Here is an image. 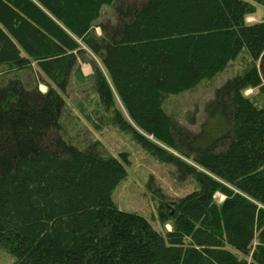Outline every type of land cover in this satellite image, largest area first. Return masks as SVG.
Masks as SVG:
<instances>
[{
    "label": "trees",
    "instance_id": "16d2710c",
    "mask_svg": "<svg viewBox=\"0 0 264 264\" xmlns=\"http://www.w3.org/2000/svg\"><path fill=\"white\" fill-rule=\"evenodd\" d=\"M253 13L245 0H0V66L38 68L0 84V245L15 264H264V106L244 95L264 94V20L247 23ZM87 52L104 71L94 65L91 78L110 122L199 187L168 214L161 201L168 232L113 203L125 154L65 138L61 93ZM242 53L249 63L215 89L197 132L165 111L166 97Z\"/></svg>",
    "mask_w": 264,
    "mask_h": 264
},
{
    "label": "rangeland",
    "instance_id": "374dc122",
    "mask_svg": "<svg viewBox=\"0 0 264 264\" xmlns=\"http://www.w3.org/2000/svg\"><path fill=\"white\" fill-rule=\"evenodd\" d=\"M245 1L255 7V13L247 16L246 22L264 20L263 6L250 0ZM103 12L105 19H108L111 9L103 8ZM95 31L100 35L99 29ZM248 63L247 56L242 53L224 71L210 79L202 80L192 90L169 95L163 102L165 111L190 132H197L205 119L204 105L213 98L215 89L227 79L241 73ZM94 65L103 71L99 60L87 52L83 59L77 61L70 75L68 87L64 94L61 93L64 99L61 126L65 131V138L80 150H89L103 157L118 158L120 154H125L128 159L127 175L112 193L113 203L119 210L143 216L155 230L168 232L171 230L170 224H162L158 218L161 201L165 203L164 213L168 214L173 208L172 203L198 190L199 187L191 177L178 180L176 169L172 164H163L151 157L132 140L129 134L120 131L110 122L111 114L105 111L100 103L91 78ZM31 68V70L18 69L1 65L0 84L4 80L14 78L15 74H19L22 79L28 78L38 70L34 63L31 64ZM38 88L41 92L46 91L43 85H39ZM244 95L253 99L259 106H264V94L258 89H248ZM115 107L123 111L117 98ZM191 116L195 119L194 125L189 123ZM223 199L219 193L214 195L217 204ZM15 262L16 258L0 245V264H15Z\"/></svg>",
    "mask_w": 264,
    "mask_h": 264
},
{
    "label": "bare ground",
    "instance_id": "6f19581e",
    "mask_svg": "<svg viewBox=\"0 0 264 264\" xmlns=\"http://www.w3.org/2000/svg\"><path fill=\"white\" fill-rule=\"evenodd\" d=\"M221 195V194H220ZM222 196V195H221ZM223 197V196H222ZM224 198V197H223Z\"/></svg>",
    "mask_w": 264,
    "mask_h": 264
},
{
    "label": "crops",
    "instance_id": "0c3cea01",
    "mask_svg": "<svg viewBox=\"0 0 264 264\" xmlns=\"http://www.w3.org/2000/svg\"><path fill=\"white\" fill-rule=\"evenodd\" d=\"M102 12H103V9H102ZM100 32V31H99Z\"/></svg>",
    "mask_w": 264,
    "mask_h": 264
}]
</instances>
